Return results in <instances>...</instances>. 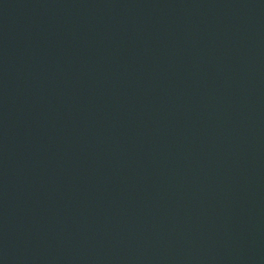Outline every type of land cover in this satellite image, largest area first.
I'll return each instance as SVG.
<instances>
[{
  "label": "water",
  "instance_id": "obj_1",
  "mask_svg": "<svg viewBox=\"0 0 264 264\" xmlns=\"http://www.w3.org/2000/svg\"><path fill=\"white\" fill-rule=\"evenodd\" d=\"M0 264H264V0H0Z\"/></svg>",
  "mask_w": 264,
  "mask_h": 264
}]
</instances>
